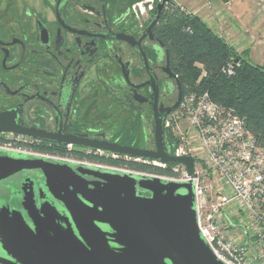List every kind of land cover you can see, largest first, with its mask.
<instances>
[{
	"label": "flooded vegetation",
	"instance_id": "1",
	"mask_svg": "<svg viewBox=\"0 0 264 264\" xmlns=\"http://www.w3.org/2000/svg\"><path fill=\"white\" fill-rule=\"evenodd\" d=\"M139 1L0 0V126L23 131L1 142L88 160L112 152L78 142L170 152L184 91L156 31L160 1L146 13Z\"/></svg>",
	"mask_w": 264,
	"mask_h": 264
},
{
	"label": "water",
	"instance_id": "2",
	"mask_svg": "<svg viewBox=\"0 0 264 264\" xmlns=\"http://www.w3.org/2000/svg\"><path fill=\"white\" fill-rule=\"evenodd\" d=\"M167 2L157 3L154 23ZM78 144L184 164L194 174V158L169 153L161 141L155 151ZM0 264L226 263L199 230L192 180L0 148Z\"/></svg>",
	"mask_w": 264,
	"mask_h": 264
},
{
	"label": "built area",
	"instance_id": "3",
	"mask_svg": "<svg viewBox=\"0 0 264 264\" xmlns=\"http://www.w3.org/2000/svg\"><path fill=\"white\" fill-rule=\"evenodd\" d=\"M154 5V0H141L134 7L146 13ZM224 71L231 74L233 63H228ZM166 127L171 140L169 153L193 157V175L184 164L130 154H124V159L171 167L174 175L44 153L13 141H0V148L173 180H192L198 227L215 255L226 264H254L255 259L264 264V146L246 127L245 119L231 108L216 103L208 91L192 92L183 96L167 119ZM119 155L112 152L111 158Z\"/></svg>",
	"mask_w": 264,
	"mask_h": 264
},
{
	"label": "trees",
	"instance_id": "4",
	"mask_svg": "<svg viewBox=\"0 0 264 264\" xmlns=\"http://www.w3.org/2000/svg\"><path fill=\"white\" fill-rule=\"evenodd\" d=\"M159 20L156 31L168 49L172 70L182 84L184 95L208 91L216 103L243 117L246 127L264 146V66L252 62L248 53L239 52L200 15L183 10L171 0ZM228 63H233L231 74L224 71ZM89 159L143 172L174 175L171 167L95 156Z\"/></svg>",
	"mask_w": 264,
	"mask_h": 264
},
{
	"label": "crops",
	"instance_id": "5",
	"mask_svg": "<svg viewBox=\"0 0 264 264\" xmlns=\"http://www.w3.org/2000/svg\"><path fill=\"white\" fill-rule=\"evenodd\" d=\"M213 2L211 9L200 8L205 12L202 18L239 52L248 53L252 62L264 66V1Z\"/></svg>",
	"mask_w": 264,
	"mask_h": 264
},
{
	"label": "rangeland",
	"instance_id": "6",
	"mask_svg": "<svg viewBox=\"0 0 264 264\" xmlns=\"http://www.w3.org/2000/svg\"><path fill=\"white\" fill-rule=\"evenodd\" d=\"M171 1L175 3L176 5L180 6L183 10L187 12H191V13H196L200 15L201 17L204 16L205 12L201 13L200 8H202L203 6H206L211 9V5L212 3H214L213 0H171Z\"/></svg>",
	"mask_w": 264,
	"mask_h": 264
}]
</instances>
